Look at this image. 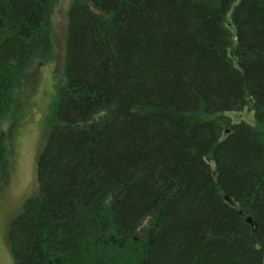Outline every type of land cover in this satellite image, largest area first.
<instances>
[{
	"label": "trees",
	"instance_id": "trees-1",
	"mask_svg": "<svg viewBox=\"0 0 264 264\" xmlns=\"http://www.w3.org/2000/svg\"><path fill=\"white\" fill-rule=\"evenodd\" d=\"M235 1L70 0L14 264H264V0ZM58 2L0 0V184Z\"/></svg>",
	"mask_w": 264,
	"mask_h": 264
},
{
	"label": "rangeland",
	"instance_id": "rangeland-1",
	"mask_svg": "<svg viewBox=\"0 0 264 264\" xmlns=\"http://www.w3.org/2000/svg\"><path fill=\"white\" fill-rule=\"evenodd\" d=\"M240 0H236L234 5ZM70 0H59L49 20L52 28L53 61L36 68L8 113L2 128L6 133V159L0 184V264H14L7 244L10 224L38 190L37 159L49 132L48 117L60 82L65 46L66 12ZM60 72V73H59ZM29 73V72H28ZM232 124L253 125L255 118L247 108L224 114Z\"/></svg>",
	"mask_w": 264,
	"mask_h": 264
},
{
	"label": "water",
	"instance_id": "water-1",
	"mask_svg": "<svg viewBox=\"0 0 264 264\" xmlns=\"http://www.w3.org/2000/svg\"><path fill=\"white\" fill-rule=\"evenodd\" d=\"M246 222L250 224V222H251L250 218H247V219H246ZM252 229H253V231H254V225H252Z\"/></svg>",
	"mask_w": 264,
	"mask_h": 264
}]
</instances>
